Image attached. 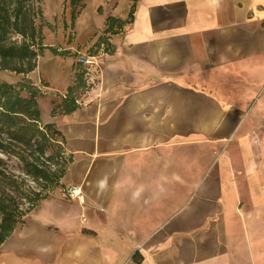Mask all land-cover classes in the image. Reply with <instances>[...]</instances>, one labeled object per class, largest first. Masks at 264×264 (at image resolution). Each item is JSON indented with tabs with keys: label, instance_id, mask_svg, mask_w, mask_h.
I'll use <instances>...</instances> for the list:
<instances>
[{
	"label": "crops",
	"instance_id": "1",
	"mask_svg": "<svg viewBox=\"0 0 264 264\" xmlns=\"http://www.w3.org/2000/svg\"><path fill=\"white\" fill-rule=\"evenodd\" d=\"M131 8L79 108L52 116L75 55ZM65 17L36 27L44 49L21 78L71 163L0 264H264V0H83Z\"/></svg>",
	"mask_w": 264,
	"mask_h": 264
},
{
	"label": "trees",
	"instance_id": "2",
	"mask_svg": "<svg viewBox=\"0 0 264 264\" xmlns=\"http://www.w3.org/2000/svg\"><path fill=\"white\" fill-rule=\"evenodd\" d=\"M82 1L70 0V5L76 7ZM133 11L131 8L124 22L108 18L104 35L98 38L89 52L94 54L104 46L106 52L112 53L106 35L115 33L114 26L119 25L120 29L122 25L131 23ZM38 14L34 11L33 0H0V71L27 76L35 70L39 52L44 49L40 32L35 26ZM50 51L61 56L69 54L56 49ZM84 75L82 66L76 64L73 84L61 104L53 108L52 116L67 115L79 108L77 94L86 89ZM41 96V91L25 78L15 85L0 84V247L23 218L49 197L48 192L61 185L67 166L71 163L69 157L62 158L64 140L61 133L53 125L41 122L38 105ZM10 157L17 158L23 164L25 175L41 187V191L22 189L24 182H19L7 168ZM41 158L43 163L40 162ZM25 203L29 206L26 209L23 208Z\"/></svg>",
	"mask_w": 264,
	"mask_h": 264
},
{
	"label": "rangeland",
	"instance_id": "3",
	"mask_svg": "<svg viewBox=\"0 0 264 264\" xmlns=\"http://www.w3.org/2000/svg\"><path fill=\"white\" fill-rule=\"evenodd\" d=\"M46 2H47V0H33L34 11L39 12L38 16L35 19V26L41 32H44V33L51 32L53 34H56L59 31H61L65 25L66 12L69 13L72 9V7L70 5V0H58L57 6L55 5V10L50 16H47V14L44 12ZM74 11L76 12V9H74ZM68 21L70 24V20H68ZM116 28L119 29V25H117ZM15 39L20 41L19 38H15ZM70 39H71V37H70ZM21 77H22V75H16L15 73H12V72L0 71V84L1 83H7L10 85H15L18 82L22 81ZM83 92L84 91L78 92V94H77L78 98L81 96V94H83ZM33 148L35 149V144H34ZM26 155H29V153H26ZM3 158L6 159L5 157H3ZM62 158H68L65 151L62 155ZM43 161H44L43 158H41L40 162L43 163ZM59 162L61 163V160ZM7 168L13 175H15L16 179L19 182H21V181L24 182L22 189H28L29 188L35 192L41 191V187H39L38 185L33 183L31 181V179L25 175L23 164L17 158L10 157L7 160ZM59 188H60V186L56 187L54 190L48 192V195L50 196L51 194H53L54 191L58 190ZM62 194H63V191H62ZM28 207H29L28 204L25 203V206L23 208L26 209Z\"/></svg>",
	"mask_w": 264,
	"mask_h": 264
},
{
	"label": "built area",
	"instance_id": "4",
	"mask_svg": "<svg viewBox=\"0 0 264 264\" xmlns=\"http://www.w3.org/2000/svg\"><path fill=\"white\" fill-rule=\"evenodd\" d=\"M100 50L108 54V52L105 51L104 46H101ZM76 60H77V64L81 65L85 72V75H84L85 82H86V79L90 78V71H98L99 69L97 56L94 54H91L88 51L86 53H77ZM63 194L66 197L73 199V198L80 197L82 193L80 189H77L75 187H68L63 190Z\"/></svg>",
	"mask_w": 264,
	"mask_h": 264
}]
</instances>
